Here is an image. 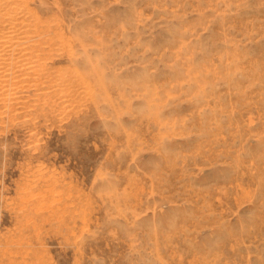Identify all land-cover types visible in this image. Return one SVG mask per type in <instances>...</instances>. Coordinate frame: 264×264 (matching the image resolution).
Segmentation results:
<instances>
[{
  "label": "rangeland",
  "instance_id": "374dc122",
  "mask_svg": "<svg viewBox=\"0 0 264 264\" xmlns=\"http://www.w3.org/2000/svg\"><path fill=\"white\" fill-rule=\"evenodd\" d=\"M0 264H264V0H0Z\"/></svg>",
  "mask_w": 264,
  "mask_h": 264
},
{
  "label": "bare ground",
  "instance_id": "6f19581e",
  "mask_svg": "<svg viewBox=\"0 0 264 264\" xmlns=\"http://www.w3.org/2000/svg\"><path fill=\"white\" fill-rule=\"evenodd\" d=\"M237 158V157H236Z\"/></svg>",
  "mask_w": 264,
  "mask_h": 264
}]
</instances>
